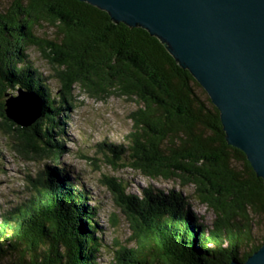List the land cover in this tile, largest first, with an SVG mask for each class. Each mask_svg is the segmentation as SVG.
Instances as JSON below:
<instances>
[{
    "label": "trees",
    "instance_id": "1",
    "mask_svg": "<svg viewBox=\"0 0 264 264\" xmlns=\"http://www.w3.org/2000/svg\"><path fill=\"white\" fill-rule=\"evenodd\" d=\"M45 22L59 29L53 38L39 33ZM31 47L52 62L57 96L28 59ZM77 87L98 99L118 95L139 104L130 114L134 129L120 144L105 139L94 153H71L88 161L91 171L110 166L99 181L127 214L134 240L118 247L112 264H229L264 244L263 178L228 143L220 110L158 37L80 0H11L0 8V129L9 135L6 122L18 127L6 115V100L19 88L36 92L43 107L40 118L21 127L23 136L16 135L14 147L23 157L59 164L70 151L64 111L75 107ZM124 168L176 179L188 194L149 187L141 196L129 194L124 178L112 173ZM59 172L29 173L32 188L2 214L0 264L98 263L103 240L96 208L84 200L85 188L56 194L50 183L62 179ZM191 203L204 209L201 217Z\"/></svg>",
    "mask_w": 264,
    "mask_h": 264
},
{
    "label": "water",
    "instance_id": "2",
    "mask_svg": "<svg viewBox=\"0 0 264 264\" xmlns=\"http://www.w3.org/2000/svg\"><path fill=\"white\" fill-rule=\"evenodd\" d=\"M80 1L105 10L115 22L141 26L158 37L207 91L220 110L228 143L246 154L264 180V0ZM42 114L34 91L19 88L6 100L7 117L21 127ZM59 174L62 179L50 183L52 190L63 198L64 187L85 188L86 201L85 184L68 172ZM187 254L193 258L189 250ZM229 264H264V244L245 261Z\"/></svg>",
    "mask_w": 264,
    "mask_h": 264
},
{
    "label": "rangeland",
    "instance_id": "3",
    "mask_svg": "<svg viewBox=\"0 0 264 264\" xmlns=\"http://www.w3.org/2000/svg\"><path fill=\"white\" fill-rule=\"evenodd\" d=\"M10 1L0 0V8L6 7ZM41 27L38 30L41 35L53 38L58 34L59 29L48 22H45ZM27 53L31 64H36L40 72L48 78V83L54 90V95L57 96L60 82L54 76L53 64L46 53L35 47L29 48ZM73 102L75 107L72 106L64 111L69 116L66 128L67 145L70 151L62 153L59 164L53 163L46 157L38 163L29 161L28 157H23L14 147L18 141L16 135L23 136L22 132L25 133L20 125L16 124L18 125L16 128L11 122H6V128L13 129L12 134L9 135L0 129V221L2 214L24 199L27 191L30 187L32 188L31 181H28L27 184L29 173L34 174L37 171L48 169V167L66 171L70 177H78L77 180L85 184L89 190L87 202L96 208L97 223L100 225L99 230H101L103 240V248L97 255V264H112L118 247H131L134 245V240L131 239L132 231L127 214L111 197L108 188H105L99 181L101 174L107 176L111 172L110 166H102L98 170L91 171L88 161L78 155L73 156L71 153L78 148L94 153L98 148L97 144L105 139L109 143L120 144V137L123 141L126 135L134 129L130 114L139 104L118 95L98 99L84 93L78 87L74 90ZM30 157L34 159L32 157L35 156ZM112 173L124 178L127 184L126 192L129 194L135 193L141 196L144 187L153 188L157 192L161 191L165 195L173 190L184 195L188 194L187 188L173 178H166L162 175L146 178L131 168H124L120 172L113 170ZM25 185L28 188H24ZM189 207L198 217L204 213V209H199L196 204L191 203ZM208 216L209 220L213 217L212 214H208ZM112 219L114 220L112 221ZM114 221L115 224H113ZM198 223L201 224L202 221L200 220ZM204 225H208V220L204 219Z\"/></svg>",
    "mask_w": 264,
    "mask_h": 264
},
{
    "label": "bare ground",
    "instance_id": "4",
    "mask_svg": "<svg viewBox=\"0 0 264 264\" xmlns=\"http://www.w3.org/2000/svg\"><path fill=\"white\" fill-rule=\"evenodd\" d=\"M42 103V102H41ZM185 187V186H184ZM194 204V203H193Z\"/></svg>",
    "mask_w": 264,
    "mask_h": 264
}]
</instances>
